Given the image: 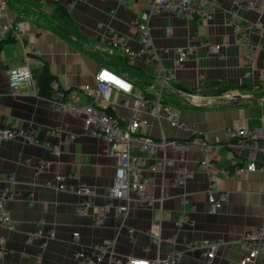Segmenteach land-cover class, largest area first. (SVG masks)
Here are the masks:
<instances>
[{
    "label": "crops",
    "instance_id": "0c3cea01",
    "mask_svg": "<svg viewBox=\"0 0 264 264\" xmlns=\"http://www.w3.org/2000/svg\"><path fill=\"white\" fill-rule=\"evenodd\" d=\"M121 1L120 5L114 0H58L57 3L68 9L72 27L80 34L83 44L108 51L107 45L99 40L109 29L128 36L130 47L135 49L137 42L129 33L128 23L145 9L144 1ZM217 1L220 9L210 21L195 14L181 16L169 11L150 18L155 46L167 49L162 54L167 68L172 66L171 49L184 47L190 34L220 44L222 48L219 55L197 50L181 69L174 72L172 82L193 91L200 104L196 107L190 103L172 105L179 118L188 124L187 129H173L164 119L158 122L141 115L148 121L141 128L142 134L157 137L162 130L168 137L187 139L200 131L212 146L210 154L205 155L199 147L191 146L180 162L179 155L168 149L166 156L173 161L172 167L152 173L149 167L158 161L161 151L149 155L134 150L133 154L144 161L141 168L149 178L146 192L154 200V206L140 207L131 202L124 221L111 211L103 224L96 227L92 210L86 215L77 214L78 198L73 189L78 182L83 183L91 189L95 206L116 204L108 196L116 159L106 152L107 146L102 140L83 132L81 117L50 107L47 99L38 96L36 85L46 62L55 77L54 83L64 90L74 89L80 101L85 103L87 99L77 89L92 83L101 64L84 50L85 47L72 43L63 30L56 28L50 20H55L53 1L7 0V19L22 22L24 42L41 56L32 55L29 64L31 81L12 93L7 86V71L22 64V46L15 41L1 47L0 129L16 126L42 136L39 145L18 140L0 141V189L3 186L1 178L5 175L13 174L16 179L15 197L6 203L13 229L0 226V240L3 241L0 243V264H75V252H89L94 245L104 241L111 244L112 251L118 256L153 259L157 254L164 256L176 251L180 255L178 264H239L245 255L241 244L243 234L264 227V174L243 171L235 177H226L222 171L231 168V160L236 166L245 168L248 160L260 163L264 155L236 147L228 130L264 127V102L240 101L221 106L214 102V86L209 85L217 83L220 88L243 85L248 89L259 86L264 91V77L258 78L264 68V32L259 34L255 27H249L255 23L264 27V9L258 13L237 8L232 0ZM21 9L28 11L24 18L18 16ZM236 24L241 30H236ZM166 28L170 29L168 34ZM242 34L245 42L240 40ZM9 38L6 35L1 39ZM248 45L257 46L251 66L245 60ZM136 66L151 77L150 66L142 62H137ZM245 73L250 74L245 76ZM228 93L240 94L238 90ZM241 93L242 98H255L252 91ZM111 100L115 114L127 121L131 113L120 105L123 97L114 91ZM54 128L62 129V135H74L75 140L70 145H60V137L49 132ZM56 146L60 147L59 155L51 152ZM41 160L49 165L46 170L37 172L35 166ZM202 162L211 165L201 168ZM181 165L192 173V178L184 186L176 187L173 182ZM55 173L65 177L73 174L77 178H66L68 190L56 192L45 186ZM210 179L216 183L218 191L228 194L227 201L214 213L209 211L205 194ZM182 196L185 202H182ZM160 198L163 201L161 211H158ZM179 215L185 216L180 227L176 226ZM154 221H160L161 243L158 247L153 245L148 234ZM39 222L47 231L55 233V238L45 249L40 247V240H28L40 227ZM73 233H78L77 239ZM203 239L224 242L217 248L211 263H206L200 250L188 252L185 249L188 243H199ZM37 256L41 260L39 263L35 262ZM252 264H264V252Z\"/></svg>",
    "mask_w": 264,
    "mask_h": 264
},
{
    "label": "built area",
    "instance_id": "2783aa9c",
    "mask_svg": "<svg viewBox=\"0 0 264 264\" xmlns=\"http://www.w3.org/2000/svg\"><path fill=\"white\" fill-rule=\"evenodd\" d=\"M57 2L58 0H49ZM118 5L122 4L121 0H114ZM145 9L139 11L137 16L128 23L129 33L137 42V48L133 49L129 45L128 36L119 34L113 30L106 29L104 36L99 41L107 45L109 51L117 52L121 57L126 59L127 63L136 66L137 62H142L151 68V76L153 82L142 91L129 79L117 75L105 67H99L93 75L91 84L80 86V93L87 99L82 103L77 97V92L68 90L66 94L56 83H52V98L47 99L50 107L68 113L73 117H81L83 120V132L90 137L102 140L106 144V152L116 159L113 182L109 188L108 196L116 204L105 203L95 206L92 202L91 189L78 182L73 189V193L77 196L78 202L76 212L78 215H86L93 211L92 219L96 227L103 224L105 216L111 211L114 212L122 221L127 217L130 203L140 207L154 206V200L147 194L146 188L149 185V178L143 174L142 165L144 161L141 157L133 154L134 150L143 151L149 155L156 154L161 151V157L155 161L149 171H163L173 165V161L166 156V150H171L179 155V161H183V154L191 147H199L205 155H209L211 144L204 138V134L200 131L192 133L187 139H178L168 137L161 130L157 137L142 134L141 128L147 125V120L141 115L156 119L160 122L164 119L170 128L185 130L188 124L181 120L171 104L164 103L163 91L169 83L175 79V71L183 67L184 63L197 51L204 50L212 55H219L221 51L220 44H212L205 39H201L194 34L187 36V43L184 47H174L171 49L173 54L172 66L167 68L163 63L162 54L167 49H159L155 46L149 21L151 17L169 11L181 16L195 14L199 18L210 21L213 14L220 9L217 0H143ZM233 5L237 8L253 10L261 12L264 9V0H232ZM111 13H114L113 11ZM235 16V14H234ZM255 27L259 34L264 32V27L260 24L250 25ZM236 30L241 27L235 25ZM170 32L166 28L165 33ZM25 30L21 23L7 19V0H0V38L9 35L14 41L22 46L23 61L18 67L11 68L7 71V86L10 92L16 93L23 83L31 81V72L29 68L30 58L40 57L39 51L33 49L24 42ZM240 40L245 42L243 34ZM101 49V48H100ZM256 45H248L246 53L247 64H252L256 54ZM100 51H106L101 49ZM250 73H245L249 76ZM264 77V68L258 74L261 80ZM64 91V92H63ZM117 92L123 97L120 105L127 108L131 117L124 121L115 114V107L112 103L111 96L113 92ZM239 93H228L222 99L232 100ZM149 97V98H147ZM193 106L200 105L195 98V94H187L181 96ZM221 99V100H222ZM215 103H218L215 99ZM110 111V112H109ZM49 132L60 137V145H70L74 140V135H62V129L54 128ZM230 138L235 139L234 145L240 149L251 152H261L264 155V127L228 130ZM18 140L24 143L39 145L38 134L35 132L22 129L16 126H10L0 129V141ZM59 145V146H60ZM52 147L51 152L59 155L60 147ZM28 163V160L26 161ZM48 163L41 160L37 163L36 171L42 172L48 168ZM211 164L202 162L200 167L206 168ZM231 168L222 171L226 177H235L236 175L247 172L259 171L264 174V160L257 163L254 159L247 162L245 168L236 166L234 160L230 161ZM66 178L75 180L77 177L69 174L66 177L55 173L51 180L45 186L56 192L67 191L65 185ZM192 178V173L181 165L177 176L173 182L174 186L182 187ZM3 184L0 189V226L12 230L11 217L6 209V203L12 201L15 197L16 179L13 174L5 175L1 178ZM207 202L209 203V211L214 213L221 208L223 203L228 199L226 192L217 190L216 183L210 179L208 188L205 192ZM185 202L184 196L181 197ZM156 201V200H155ZM163 199L160 198L157 203L158 211H161ZM185 221L184 215H179L176 226L180 227ZM40 227L28 238L40 240V247L45 249L47 244L55 238L53 230L47 231L44 224L39 222ZM160 221H154L148 234L154 246L158 247L161 243L159 235ZM73 237L77 239L78 233H73ZM2 240L0 243L2 244ZM241 244L245 249V255L239 261V264H252L253 261L264 252V227L255 231L245 232L241 239ZM221 239H203L199 243L190 242L186 245V250L192 252L200 250L202 257L206 263H211L215 257L218 247L223 246ZM179 252L172 251L164 256L157 254L153 259L138 258L131 255L118 256L112 251L109 242L104 241L94 245L89 252L79 250L74 253L75 264H178ZM40 257L35 259L39 263Z\"/></svg>",
    "mask_w": 264,
    "mask_h": 264
},
{
    "label": "trees",
    "instance_id": "16d2710c",
    "mask_svg": "<svg viewBox=\"0 0 264 264\" xmlns=\"http://www.w3.org/2000/svg\"><path fill=\"white\" fill-rule=\"evenodd\" d=\"M54 7L55 8L53 11L55 13L54 14L55 20L53 19H50V20L53 22V24H55L56 28H58V30L59 29L63 30L67 34L69 40L72 43L74 44L78 43L79 45L83 46V48L85 47L84 50L91 53L94 59H96L101 64L100 67H105L111 72L129 79L136 86H138L139 89H141L142 91H144L153 82L152 76L148 77L144 72L141 71L139 67L129 65L126 59L121 57L117 52L109 51V50L100 51L92 47H89L86 44H83V42H81L80 34L77 33L72 27L73 20L70 16L68 9L64 5L59 4L57 2H54ZM30 10L35 11L36 9L31 8ZM26 12H28L26 9H23V10L21 9V11H19L18 13V16L24 18ZM16 22L22 23L19 20ZM12 42H15L13 38H9L7 40L0 38V49L4 44L12 43ZM126 69H129V71L131 72H128ZM54 81H55V77L51 74L47 63L44 62L42 65L39 81L36 85V92L38 96L45 98V99H51L52 94H53L51 85L52 83H54ZM210 86H214L212 95L215 99H217L218 102H221V99L223 98V96L228 94L229 91H233V90H238L240 94H242L241 93L242 91H245L247 93L252 91L253 96L255 98H259L264 102V91H262V88L259 86H256L255 89L251 88L250 86H249L250 89H248L247 86H243V85L220 88V87H217L218 86L217 83H210L209 87ZM64 91L66 94L68 93V90H64ZM253 91H255V93ZM187 94H195V93L193 91L183 88L180 85H176L173 82H171L167 85V87L163 91V100H164V103L171 104V105H176L180 103L188 104V102L182 99L181 97ZM246 96H249V95H246ZM245 99L246 98L243 97V99L238 100V103H240V101H245ZM41 136L42 134L38 135V139L40 142H41Z\"/></svg>",
    "mask_w": 264,
    "mask_h": 264
},
{
    "label": "water",
    "instance_id": "95a60500",
    "mask_svg": "<svg viewBox=\"0 0 264 264\" xmlns=\"http://www.w3.org/2000/svg\"><path fill=\"white\" fill-rule=\"evenodd\" d=\"M243 99L241 96H236L234 99L229 100V99H222L221 102H218L216 104L220 105H228V104H238V100ZM245 101L249 103H260L263 102L259 98H246Z\"/></svg>",
    "mask_w": 264,
    "mask_h": 264
},
{
    "label": "rangeland",
    "instance_id": "374dc122",
    "mask_svg": "<svg viewBox=\"0 0 264 264\" xmlns=\"http://www.w3.org/2000/svg\"><path fill=\"white\" fill-rule=\"evenodd\" d=\"M128 72H131V71H129V69H126Z\"/></svg>",
    "mask_w": 264,
    "mask_h": 264
}]
</instances>
